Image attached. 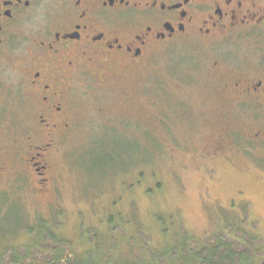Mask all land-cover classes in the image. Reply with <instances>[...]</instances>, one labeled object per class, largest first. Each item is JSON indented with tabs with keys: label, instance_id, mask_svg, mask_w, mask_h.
Returning <instances> with one entry per match:
<instances>
[{
	"label": "rangeland",
	"instance_id": "1",
	"mask_svg": "<svg viewBox=\"0 0 264 264\" xmlns=\"http://www.w3.org/2000/svg\"><path fill=\"white\" fill-rule=\"evenodd\" d=\"M222 51L176 44L158 50L134 75L116 72L107 93L82 83L87 88L78 103L89 121L52 150L55 181L47 192L35 193L32 176H0L3 260L45 228L76 253H91L94 236L117 260L136 256L142 244L159 249L180 231L206 241L221 219L255 229L264 246V145L254 137L264 140V109L227 107L217 89L228 75L211 68L216 56L232 57L235 67L242 55L250 61L253 49L231 44ZM0 77L3 141L13 133L25 149L26 87L16 71Z\"/></svg>",
	"mask_w": 264,
	"mask_h": 264
},
{
	"label": "flooded vegetation",
	"instance_id": "2",
	"mask_svg": "<svg viewBox=\"0 0 264 264\" xmlns=\"http://www.w3.org/2000/svg\"><path fill=\"white\" fill-rule=\"evenodd\" d=\"M191 42L221 54L231 44L251 47L250 61L242 55L235 67L232 57L216 56L211 68L228 75L217 89L227 107L264 109L260 0H0V75L16 71L30 105L21 119L29 127L23 134L27 148H18L13 133L5 144L0 129V176H32L35 193L43 196L55 181L52 150L89 121L78 103L87 88L82 83L107 93L116 72L134 75L158 50ZM254 137L264 145L258 133Z\"/></svg>",
	"mask_w": 264,
	"mask_h": 264
},
{
	"label": "trees",
	"instance_id": "3",
	"mask_svg": "<svg viewBox=\"0 0 264 264\" xmlns=\"http://www.w3.org/2000/svg\"><path fill=\"white\" fill-rule=\"evenodd\" d=\"M112 219L109 218V225ZM218 226L216 234L206 241L199 242L180 231L169 240L165 239L159 249L147 250L142 244L135 250L136 256L129 260L109 256L94 236L91 253H76L53 229L45 228V232L35 234L30 243L12 248L10 261L5 262L3 259L8 254L1 252L0 264H264V246L255 229L222 219Z\"/></svg>",
	"mask_w": 264,
	"mask_h": 264
}]
</instances>
